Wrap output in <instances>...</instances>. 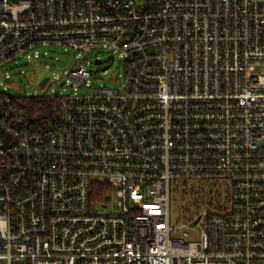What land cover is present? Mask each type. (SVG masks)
Segmentation results:
<instances>
[{"label": "built area", "instance_id": "1", "mask_svg": "<svg viewBox=\"0 0 264 264\" xmlns=\"http://www.w3.org/2000/svg\"><path fill=\"white\" fill-rule=\"evenodd\" d=\"M45 47L125 82L0 93V264H264V0H0V68Z\"/></svg>", "mask_w": 264, "mask_h": 264}, {"label": "rangeland", "instance_id": "2", "mask_svg": "<svg viewBox=\"0 0 264 264\" xmlns=\"http://www.w3.org/2000/svg\"><path fill=\"white\" fill-rule=\"evenodd\" d=\"M40 52L44 58L36 63H28L25 58H20L0 68V93L14 99L42 98L72 93L86 95L92 91V88H119L125 82V62L119 52L94 51L86 58L84 65L92 74L87 82L91 89L84 87L75 89L72 86L73 82L69 80L70 72L77 66L75 57L83 61L79 53L66 47H45L40 49ZM7 75H9L8 79H6ZM46 78L50 79L51 85L47 89L41 88L40 83ZM174 206L175 204H172L171 225L180 226V211L177 208L174 209Z\"/></svg>", "mask_w": 264, "mask_h": 264}, {"label": "trees", "instance_id": "3", "mask_svg": "<svg viewBox=\"0 0 264 264\" xmlns=\"http://www.w3.org/2000/svg\"><path fill=\"white\" fill-rule=\"evenodd\" d=\"M23 112L27 115L31 126H48L50 116L54 113L56 100L46 97L23 99L21 102ZM51 125V124H50Z\"/></svg>", "mask_w": 264, "mask_h": 264}, {"label": "water", "instance_id": "4", "mask_svg": "<svg viewBox=\"0 0 264 264\" xmlns=\"http://www.w3.org/2000/svg\"><path fill=\"white\" fill-rule=\"evenodd\" d=\"M47 81H48V78L44 79V80L40 83V87H41V88L45 87Z\"/></svg>", "mask_w": 264, "mask_h": 264}]
</instances>
